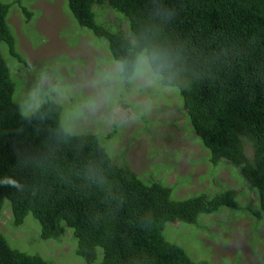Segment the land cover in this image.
I'll use <instances>...</instances> for the list:
<instances>
[{"label":"trees","instance_id":"1","mask_svg":"<svg viewBox=\"0 0 264 264\" xmlns=\"http://www.w3.org/2000/svg\"><path fill=\"white\" fill-rule=\"evenodd\" d=\"M16 3L30 21L33 12ZM12 4L0 1V213L9 205L10 226L31 215L40 241L71 229L75 255L85 264L97 262L98 249L97 264H217L193 260L163 230L168 223L197 226L202 215L221 208L248 210L238 192L172 199L173 188L162 181H142L116 164L107 136L66 133L57 93L24 114L14 99L22 82L13 67L30 65L7 22ZM67 6L80 27L106 41L114 61L131 62L142 53L161 85L178 90L189 130L209 151L210 164L226 162L257 190L259 208L249 210L264 223V0H67ZM97 7L123 22H97ZM119 87L117 102L124 104L133 86L121 81ZM108 105L105 112L115 104ZM112 128L119 131L117 122ZM0 264L49 263L12 248L0 233Z\"/></svg>","mask_w":264,"mask_h":264},{"label":"rangeland","instance_id":"2","mask_svg":"<svg viewBox=\"0 0 264 264\" xmlns=\"http://www.w3.org/2000/svg\"><path fill=\"white\" fill-rule=\"evenodd\" d=\"M0 1L13 3L7 22L17 50L30 65L29 69L20 64L13 67V76L22 82L17 90L20 94H15L14 99L22 104L24 114L33 112L47 95L57 93L53 97L62 104L61 121L65 127L71 126L74 133L94 131L104 139L107 136L104 144L116 164L128 166L142 181H162L173 188L172 199L181 200L201 193L212 197L227 189L236 190L238 202L248 210L236 212L221 208L211 215H202L197 226L168 223L163 235L182 247L193 260L264 264V223L251 212L259 208L258 192L250 191L237 169L234 168L236 172L226 162L210 164L209 151L189 130L176 88L162 86L155 74L151 84L132 82L133 87L126 91L128 96L123 98L124 104H120L117 102V90L121 88V81L116 77L118 62L112 59L106 41L77 24L67 0ZM17 1L33 12L30 21L26 22ZM96 15L97 22H123L109 8L97 7ZM120 27L126 29L124 23ZM1 46L6 49L4 44ZM7 58L10 60L9 56ZM17 67L22 68L21 72ZM105 77L111 79L105 80ZM94 81L111 89L110 103L115 105L108 112L105 111L110 105L106 104L95 115L86 113V118L75 119V111L100 90L93 87ZM59 93L66 94V98H61ZM69 97L76 100L69 102ZM113 110L120 115L112 118ZM114 122L119 129L115 134ZM108 133L112 134L109 139ZM10 214L7 205L0 213V233L12 248L37 254L49 264H85L75 255L76 240L71 229L65 228L58 240L40 241L37 220L28 215L23 224L15 228L10 226ZM100 260L101 250L98 249L94 264Z\"/></svg>","mask_w":264,"mask_h":264},{"label":"clouds","instance_id":"3","mask_svg":"<svg viewBox=\"0 0 264 264\" xmlns=\"http://www.w3.org/2000/svg\"><path fill=\"white\" fill-rule=\"evenodd\" d=\"M153 69L148 58L144 54H140L136 56L131 62L122 61L118 62L117 69H116V77L120 81H127L129 83L140 81L144 84H151L152 78L154 76ZM105 80L111 79V77H105ZM94 88H99L100 90L97 92L95 96L90 97L80 108H78L74 113V118H86L85 114L95 115L99 112L106 104H108L111 100V89L107 87H101L100 81L93 82ZM119 112L113 110L110 113L112 118H116L119 116ZM66 133H71L72 128L71 126L66 127ZM249 190L251 189L248 186ZM256 190V189H255ZM258 201V195H257Z\"/></svg>","mask_w":264,"mask_h":264}]
</instances>
